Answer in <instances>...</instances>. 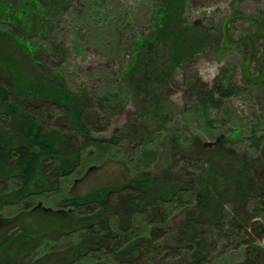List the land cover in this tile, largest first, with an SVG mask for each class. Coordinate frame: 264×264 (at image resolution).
<instances>
[{"label":"trees","instance_id":"1","mask_svg":"<svg viewBox=\"0 0 264 264\" xmlns=\"http://www.w3.org/2000/svg\"><path fill=\"white\" fill-rule=\"evenodd\" d=\"M48 2L0 0V41L14 38L22 57L19 63L0 60V213L10 207L15 214L5 221L24 222L30 231L0 241V264H12L20 251L31 247L24 238L37 237L43 253L32 264H264V247L254 238L264 235L263 227L254 222L246 226V196L259 192L253 168L243 161L228 178L216 172L221 163L214 160L215 149L193 144L199 148L193 150L189 141L181 158L185 165L175 169L174 142L159 151L150 134L139 145L136 126L124 134L94 136L89 126L122 112L127 93L108 75L110 84L94 96L73 91L67 86L63 65L69 56L62 44H49L46 65L38 61V46L27 34L48 32ZM19 26L27 30L15 36L12 30ZM130 70L127 65L125 71ZM185 81L191 116L201 118L209 129L216 121L214 111L228 115L227 98L244 92L228 66L211 83L196 74ZM141 100L146 118L156 124L165 118V103L157 104L151 92ZM251 116L247 137L253 144L262 119L255 112ZM123 135L130 149L119 144ZM115 154L124 155L132 172L122 188L104 186L85 194L62 191L91 161ZM216 174L222 182L216 181ZM213 184L222 186V193L218 207L208 214L204 205ZM228 192L235 214L226 217L222 202ZM260 201L256 210L264 218ZM33 212L38 218L32 221L27 216ZM53 236L65 237V243L48 246ZM218 252L226 253L220 259Z\"/></svg>","mask_w":264,"mask_h":264},{"label":"rangeland","instance_id":"2","mask_svg":"<svg viewBox=\"0 0 264 264\" xmlns=\"http://www.w3.org/2000/svg\"><path fill=\"white\" fill-rule=\"evenodd\" d=\"M16 1L9 0L11 4ZM41 1H49L47 22L51 27L41 36L39 32L27 34L32 45L38 46V61L45 64L51 59L47 53L49 44H62L69 56L63 65L67 86L73 91L94 96L110 84L105 78L108 75L121 82L127 93L123 111L112 115L109 121L101 123L99 120L96 125L89 126L92 134L109 137L117 132L124 134L129 127L136 126L139 145L150 134L159 151L174 142L177 146L173 149L175 169L180 163L185 165L181 158L190 142L193 150L199 149L193 144L215 149L212 151L214 160L217 165L221 163L216 172L228 178L244 161L246 167L253 168L250 170L253 183L259 191L246 196V226L254 222L264 230V218L256 210L260 200L264 203V0ZM22 27L14 28L12 33L15 36L20 31L25 33L27 28ZM15 42L14 38L0 41V60L20 62L21 48L16 49ZM127 65L131 66L128 72L125 71ZM223 66L231 68L233 81L244 88V92L227 98L228 115L214 111L212 116L216 121L209 129L201 118L191 116L192 100L186 93L185 78L196 74L211 83ZM3 82L8 86L6 80ZM149 92L157 104L164 102L166 105L165 115L162 113L165 118L157 124L146 118L141 102ZM251 112L260 114L262 119L256 130L258 140L253 144L247 137ZM50 126H53L52 121ZM118 142L124 148L131 147L124 135ZM137 142L135 147H139ZM122 156L115 154L91 161L82 175L71 176L69 184L65 182L62 191L85 194L104 186L122 188L132 174ZM221 175H215L216 181H223ZM221 193L220 185L213 184L209 188L204 205L208 214L218 207ZM224 195L225 216L234 215L233 195L229 192ZM240 197L237 194V198ZM14 214L10 207L2 208L0 241L30 233L24 222L11 225L5 221ZM37 215L33 212L27 217L33 221ZM257 236L254 235L255 240L264 247V235ZM36 239L24 238L31 242L29 251H20L19 258L11 263L32 264V260L43 253L38 250L41 237ZM63 243L65 237L60 236L50 239L48 246L57 247ZM223 253L218 252V258H223Z\"/></svg>","mask_w":264,"mask_h":264}]
</instances>
